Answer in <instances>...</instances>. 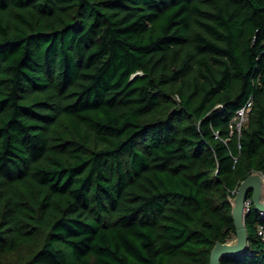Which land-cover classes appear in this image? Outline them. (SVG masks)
Segmentation results:
<instances>
[{
  "label": "trees",
  "instance_id": "obj_1",
  "mask_svg": "<svg viewBox=\"0 0 264 264\" xmlns=\"http://www.w3.org/2000/svg\"><path fill=\"white\" fill-rule=\"evenodd\" d=\"M253 171L264 0H0V264H209Z\"/></svg>",
  "mask_w": 264,
  "mask_h": 264
},
{
  "label": "water",
  "instance_id": "obj_2",
  "mask_svg": "<svg viewBox=\"0 0 264 264\" xmlns=\"http://www.w3.org/2000/svg\"><path fill=\"white\" fill-rule=\"evenodd\" d=\"M251 197L253 207L264 212V177L260 171H253L240 181L233 197H230L231 216L235 226V240H217L210 251L209 264H221L223 257L242 254L248 246V232L245 217L250 211L245 201Z\"/></svg>",
  "mask_w": 264,
  "mask_h": 264
},
{
  "label": "built area",
  "instance_id": "obj_3",
  "mask_svg": "<svg viewBox=\"0 0 264 264\" xmlns=\"http://www.w3.org/2000/svg\"><path fill=\"white\" fill-rule=\"evenodd\" d=\"M251 106H252V99L249 98L242 106H240L235 110V113L231 117V121H232L231 130L236 128L238 131H240L241 125L243 121L247 118V114L251 109ZM250 203H251V198H247L245 201L247 208L250 205Z\"/></svg>",
  "mask_w": 264,
  "mask_h": 264
},
{
  "label": "clouds",
  "instance_id": "obj_4",
  "mask_svg": "<svg viewBox=\"0 0 264 264\" xmlns=\"http://www.w3.org/2000/svg\"><path fill=\"white\" fill-rule=\"evenodd\" d=\"M248 198H251V197H248ZM251 202H252V200H251ZM248 207H250V205ZM261 213H264V212H261Z\"/></svg>",
  "mask_w": 264,
  "mask_h": 264
},
{
  "label": "rangeland",
  "instance_id": "obj_5",
  "mask_svg": "<svg viewBox=\"0 0 264 264\" xmlns=\"http://www.w3.org/2000/svg\"><path fill=\"white\" fill-rule=\"evenodd\" d=\"M263 175V174H262ZM263 177H264V175H263Z\"/></svg>",
  "mask_w": 264,
  "mask_h": 264
}]
</instances>
